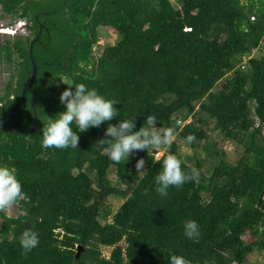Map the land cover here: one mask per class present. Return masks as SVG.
Masks as SVG:
<instances>
[{
    "label": "trees",
    "instance_id": "16d2710c",
    "mask_svg": "<svg viewBox=\"0 0 264 264\" xmlns=\"http://www.w3.org/2000/svg\"><path fill=\"white\" fill-rule=\"evenodd\" d=\"M177 1L178 7L170 0H0L1 14L10 18L6 27L26 22V32L0 39V67L7 68L0 115L20 107L37 35L36 77L10 124L30 128L33 99L41 129L66 110L61 93L81 83L116 101L119 111L99 128L78 132L77 148L45 149L39 130L0 128V165L16 169L25 193L19 214L0 212V264H169L172 254L190 264H244L248 254L264 251V54L246 67L242 62L264 40V0ZM100 29L117 37L97 54ZM150 114L187 141L180 130L192 134L191 146L207 138L204 126L213 121L243 153L231 164L224 151L206 147L215 157L207 173L201 161L182 160L174 141L159 159L154 149L134 151L119 164L101 154L95 143L109 123L135 118L139 130ZM169 153L200 177L161 196L154 177L162 166L157 161ZM140 158L143 174L135 167ZM110 196L123 198L116 210L106 203ZM189 219L200 227L198 241L184 235ZM25 229L39 237L26 256L19 243ZM78 245L83 250L75 259ZM101 247H111L108 256Z\"/></svg>",
    "mask_w": 264,
    "mask_h": 264
},
{
    "label": "clouds",
    "instance_id": "9594fccd",
    "mask_svg": "<svg viewBox=\"0 0 264 264\" xmlns=\"http://www.w3.org/2000/svg\"><path fill=\"white\" fill-rule=\"evenodd\" d=\"M15 23L22 29L20 33H24L23 29L26 31L24 20ZM60 103L66 110L44 121L40 130L42 147L45 149L77 148L80 139L78 132H85L91 127L99 128L105 121H112L119 116V111L115 107L116 101L107 99L98 90L89 89L83 83L75 87L69 85L61 93ZM35 112H39V106ZM73 125L78 128V131L73 130ZM135 129V118L119 119L118 123L108 124L104 138L99 139L95 145H99L102 149V155H106L113 163L119 164L127 160L134 151L159 150L162 146L170 145L176 132L175 126L158 127L156 117L151 114L146 117L139 130ZM187 139L191 142L194 137L189 134ZM157 162L162 165L161 170L154 177L157 185L155 191L158 195L167 196L170 187L181 188L187 182L199 180L200 171L195 167L185 171L181 160L175 154L169 153L162 162ZM145 164L144 158L137 161L135 167L138 174L145 172ZM24 196L23 185L17 178L16 169L8 165H0V212L13 208L24 199ZM200 234V227L195 220L189 219L185 222L184 235L188 239L198 241ZM19 243L26 256L38 246V233L32 229H25L19 237ZM169 264H190V262L181 255L172 254Z\"/></svg>",
    "mask_w": 264,
    "mask_h": 264
},
{
    "label": "rangeland",
    "instance_id": "374dc122",
    "mask_svg": "<svg viewBox=\"0 0 264 264\" xmlns=\"http://www.w3.org/2000/svg\"><path fill=\"white\" fill-rule=\"evenodd\" d=\"M174 7L179 6V2L177 0H170ZM10 18L4 17L0 12V39L4 38V35H11L16 32H21L22 29L18 28V24L16 26V23L12 26H9L10 31H6L3 28H6V25H9ZM17 27V29H16ZM21 30V31H20ZM8 32H11L10 34ZM116 32L112 29H100L98 40L93 45V50L95 53L100 54L102 49L104 47H107L109 45L114 44L116 41ZM264 54V40L261 43L259 48L251 50L248 54L244 55L242 58L243 65L246 67L247 60L250 57L253 56H260ZM7 73L6 66L0 67V87H2L3 82L5 81ZM230 74H227L226 77H229ZM224 79L219 81L213 88L214 91L219 90L222 87V84L224 83ZM191 118H188L187 121H190ZM214 122L209 121L206 126H204V129L207 132V138L197 141L193 146L189 144V142L178 135H174L173 141L177 145V152L182 160L187 162L188 164L194 165L196 160L201 161L202 163V171L207 173L208 170L211 169L212 164L215 162V157L208 153V151L205 149L208 146H215V149L222 150L225 152L224 159L227 160L231 164H235L237 160L240 158V156L243 153V147L239 144H237L235 141L231 139L224 138L222 135L219 134L217 130L214 129ZM214 144V145H213ZM169 148L162 147L161 149L157 150L155 153V158L159 159L163 153H168ZM114 168L111 167L108 172V178L115 182V174H114ZM123 202V198L110 196L107 198L106 203L110 205V207L113 210H116L119 205ZM10 217H15L17 214L20 213V210L18 209V205L16 204L13 208L9 209L5 212ZM1 223L2 220L0 218V229H1ZM244 239L249 240L250 235L245 234L243 236ZM111 250V247H101L102 255L108 256L109 252ZM244 264H264V251L261 252H253L247 255L245 263Z\"/></svg>",
    "mask_w": 264,
    "mask_h": 264
},
{
    "label": "water",
    "instance_id": "95a60500",
    "mask_svg": "<svg viewBox=\"0 0 264 264\" xmlns=\"http://www.w3.org/2000/svg\"><path fill=\"white\" fill-rule=\"evenodd\" d=\"M40 27H43V26L40 25ZM46 32H47V30H46ZM37 39H38V35L35 36L34 39H32V41L30 43V46H29V49H28L29 57H30V61H31V69H30L29 72H27V74L30 73V76L28 77V79L25 80V82L22 85L20 107L16 111L0 115V128L7 129V130H10V131H13V132H17V133H26V132L31 131V130H39V131L41 130L37 126V119H36L35 113H34V100L33 99L31 101V105H32V108H33L34 117H32L33 118V122L31 124L30 128L24 129V130L17 129V128H15L14 124L12 125V123L10 124V122L8 121L9 119H12V118L16 117L17 115H19L20 113H22V111L24 110L25 105H26V94H27V91H28L29 87L31 86V84L33 83V81H34V79L36 77L37 64H36V62L34 61V59L32 57V45H33V42L35 40H37ZM47 40H48V35H47ZM41 64H51V63H41ZM180 132H181V134H183L185 136H188L190 134L184 129L180 130ZM190 135L192 136V134H190ZM261 198L262 197L259 198L258 203L260 202ZM82 250H83L82 246L78 245L76 253H75V259H77L79 257V255H80Z\"/></svg>",
    "mask_w": 264,
    "mask_h": 264
},
{
    "label": "built area",
    "instance_id": "2783aa9c",
    "mask_svg": "<svg viewBox=\"0 0 264 264\" xmlns=\"http://www.w3.org/2000/svg\"><path fill=\"white\" fill-rule=\"evenodd\" d=\"M3 29H5L6 31L10 30L9 27L3 28ZM23 31L26 32L24 29H23Z\"/></svg>",
    "mask_w": 264,
    "mask_h": 264
}]
</instances>
